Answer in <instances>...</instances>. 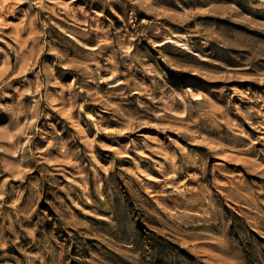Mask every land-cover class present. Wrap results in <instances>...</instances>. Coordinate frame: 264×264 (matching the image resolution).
Masks as SVG:
<instances>
[{
    "label": "rangeland",
    "instance_id": "374dc122",
    "mask_svg": "<svg viewBox=\"0 0 264 264\" xmlns=\"http://www.w3.org/2000/svg\"><path fill=\"white\" fill-rule=\"evenodd\" d=\"M0 264H264V0H0Z\"/></svg>",
    "mask_w": 264,
    "mask_h": 264
}]
</instances>
